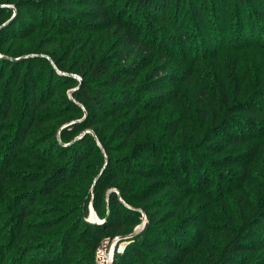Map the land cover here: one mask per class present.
Returning <instances> with one entry per match:
<instances>
[{
    "label": "rangeland",
    "instance_id": "1",
    "mask_svg": "<svg viewBox=\"0 0 264 264\" xmlns=\"http://www.w3.org/2000/svg\"><path fill=\"white\" fill-rule=\"evenodd\" d=\"M15 1L25 3L23 8L18 10ZM29 1L0 2V10H12L0 14V73H4L0 75V264H40L44 256L37 255V246L52 241L59 244V264H88L76 237L87 224L103 225L110 216L102 219L93 204L95 185L106 173L117 176L111 191L120 195L121 189L126 190L132 204L123 202L142 215L134 231L140 226L143 230L150 219L171 235L185 229L180 238L192 251L186 259L189 264L219 259L233 235L245 227L253 233L257 249L248 257L252 264H264L263 226L248 221L264 195V135L227 143L218 154L201 145L219 142L213 126L231 114L228 101L256 98L264 106V0H197L200 10L193 0H149L151 4L142 10L133 6L132 24L149 15L158 30L156 39L150 37L147 47L137 48L128 61L129 54H120L116 45L131 30L127 18L124 26L92 29L81 16H60L51 1L36 4L33 10ZM108 9L115 12L109 5ZM163 41L169 42L162 52L157 47ZM55 57L62 60L63 68ZM101 63L117 74L127 65H139L141 74L128 80L133 83L104 85L105 75L89 73V67ZM14 69L20 71L18 79L13 77ZM78 69H88L87 77ZM151 77L160 80L159 90L144 87ZM26 83L35 88L41 107L22 142L19 134L29 121L24 111ZM83 84L88 90H109L112 101L103 104L106 123L75 137L73 126L81 127L89 117L85 105L74 97ZM128 93L130 102L113 108L115 99ZM9 99L12 106L7 105ZM70 101L79 103L84 115L78 116ZM3 105L10 111L8 120H3ZM253 117L264 122L263 113ZM172 127H178L174 137ZM127 132L134 134L128 138ZM88 135L91 140L79 144ZM142 142L157 147L156 160L136 158V173L127 175L133 168L122 166L121 171L120 164L135 157ZM169 156L187 162L190 176L196 169L206 173L209 184L175 171L172 175ZM229 156L247 160L221 162ZM139 167L156 178L140 174ZM143 201H149L150 214L138 207ZM22 209L24 221L16 226L12 214ZM132 233L105 240L101 260L96 253L97 264H105L107 257L113 264L137 235ZM68 245L71 251H63ZM27 247L33 250L24 258L21 249Z\"/></svg>",
    "mask_w": 264,
    "mask_h": 264
},
{
    "label": "trees",
    "instance_id": "2",
    "mask_svg": "<svg viewBox=\"0 0 264 264\" xmlns=\"http://www.w3.org/2000/svg\"><path fill=\"white\" fill-rule=\"evenodd\" d=\"M48 1H51L54 4L51 6L54 10L58 9L60 12H62L60 16L64 17L65 19H71L75 15L81 16L89 23L88 26L92 29H96V27L100 28V26L107 28H110L113 25L124 26L126 23L124 21L125 18L128 19L127 23L132 24V7L135 6L136 9L142 10L145 4H151V1L149 0H125L121 5H117L119 0ZM107 1H109V3L106 4ZM237 1L241 2L243 0ZM193 2H195L196 9L200 10L198 1L193 0ZM27 3H30L29 8L33 10L35 9L36 4L39 6L46 5V0H30ZM159 3H162V0H159ZM14 4L18 6L19 10V8H23V4L25 3H22L21 1H15ZM108 5L110 6V9L115 10L114 13L109 12ZM6 11H9V13L12 12V10L1 9L0 14L3 15V13ZM143 18V20L132 24V26L129 28L131 30L127 31L126 35L120 37L116 42V45L121 49L118 51L120 54H129L126 57L127 61L131 58L137 48L143 49L147 47L145 45L148 43L150 37H153V40L154 38L156 39L154 32H157L158 27H156L155 18L149 15H147V19L145 17ZM175 30L181 33L180 28H175ZM169 41H163L162 43H159L157 48L162 52L165 51ZM174 43L175 42L173 41V44ZM152 44H156V42L153 41ZM190 50H192V47ZM55 59L58 66L63 68L62 60H59L57 57H55ZM12 66L14 65H11L9 68H12ZM89 69V73L95 74L96 77L105 75L104 79H101L104 82V85H110L112 84V81L114 84H119L122 81L133 83V81L128 80H135L141 74L139 72V65H127L122 69L121 74H117L116 72L114 73L111 69L106 68L105 63L104 65L101 63L99 66L92 65L89 67ZM87 70L88 69H80L79 73L84 77H87ZM19 72L20 71L17 69H14L13 77L18 79L20 77ZM1 74L2 76L4 75L2 72L0 75ZM75 83L76 82L73 81V84ZM143 85L145 88L154 87L155 90H159L161 88L160 80L153 79L152 77L147 78ZM25 89L27 97L24 111L29 116V121H25V126H22V130L19 134V139L22 142H25L26 134L29 133L30 128L34 124L35 112L41 107L40 100H38L36 96L35 88L29 86V84L26 83ZM261 92H263L264 96V90ZM131 96L132 95L129 93L124 95L121 94V97H119V99H115V101L112 103L113 108H116L117 105L119 107L127 105L130 102ZM74 97L77 101L85 105L89 117L88 120L83 125H81V127L79 124L73 126V130L71 132L72 136L76 137L87 128H93L99 123L107 122L106 111L103 109V104L108 100L112 101L109 90H101L100 88L97 90H88L86 85L83 84L81 89L74 95ZM70 103L71 109L76 110L78 116L84 115V111L82 110L81 106H79V103L73 101H70ZM8 104H11V106L13 105L10 99L7 100V105ZM227 106V111H231V114L224 115L221 121L215 122L213 126V132L219 137V142L210 144L207 142L203 143L202 141L201 144L202 146H206V148L217 154L223 152L227 143H245L250 141L254 134H258L259 136L264 135V122L253 117L259 113L264 114V106H261L256 98L240 99L239 97H236L230 100V102L228 101ZM9 112V109H6V105H3V120H8L11 117ZM238 112H243L247 117L237 114ZM135 128L138 129L140 126L135 125ZM177 131L178 127H172L171 134L173 137L177 134ZM127 133L128 138L132 137L134 134V132ZM90 138L91 135H88V137L83 139L79 144L86 145L87 140ZM203 138L205 139L207 136ZM102 141L104 142L103 139ZM104 146L107 147L105 143ZM138 147V153L135 155V157L123 159L120 164L121 171L125 170L122 169V166H124L123 168H127V166L133 168L131 171H128L127 175H133V173H136L134 168V166L137 165L134 163L136 158L146 157V159H152L154 161L156 160L158 149L155 145H152L148 142H142L138 144ZM191 147L193 148V146ZM93 148L98 150L96 145H93ZM194 150H197L196 147ZM144 152L153 154L154 156L151 158L147 157V155H144ZM174 153L175 152H173V154ZM174 158L175 156H169L168 158V164L171 167L172 175L175 171L176 173H180L182 176H185V178L188 180L193 176V178L196 179L199 184H209V178L206 173H202L200 169H196L194 174L190 176L188 170L189 165L187 162L181 163V161ZM245 159L247 160V157L245 156H229L221 162L225 164H241L242 162L244 163ZM110 160L113 159L111 158ZM194 166L197 167L198 165L194 162ZM137 171L142 175H151L149 178L150 180H154L156 178L155 174L152 176V172L145 170L142 167H139ZM106 174L104 177L101 176L95 185L93 204L95 210L102 219L106 218L108 214L110 216L107 222H105L103 225L92 226L87 224L86 227L76 237L77 241L81 245L82 260H86L88 264H97L96 253L102 247L105 240H112L117 236H125L129 233H132L142 221L141 213L138 210L128 208L123 202L124 200L126 203L132 204V201L130 197H128L126 190L121 189L120 195L115 191H111V188L115 185L114 182L117 176H109ZM153 197L154 196H152V198ZM260 202L261 206L258 208L257 213L255 212V215L253 214V216L249 218L248 221L254 222L255 224H261L264 229V195L262 196ZM148 204L149 201H143L139 203L138 207L150 214L152 212V208L148 206ZM22 208H25V206L23 205ZM85 213V216H87V211H85ZM24 218L25 209H22L21 213L19 214L14 212L12 214L11 220L15 221L16 226H20V224H22L24 221ZM193 223L195 224V222ZM245 228L233 235L231 242L228 244V246H226L219 259L212 260L208 264H237L236 262L239 264H252V261L248 257L247 253L256 252L257 249L252 243L253 233L250 231L248 232V230ZM184 230H177L176 232L174 231L173 235L179 236L176 238L165 228L162 229L157 220L150 219L145 228L131 239V242L127 245L125 251L122 254L116 255V261L113 264H129L130 262L132 264H189L186 262V259L192 256V251L186 242H182L180 238L185 234ZM150 234H154V236ZM15 235L17 236L18 234L14 229V236ZM262 236L264 237V231H262ZM56 245L59 246L58 242L52 241L51 243L47 242L37 246V253L39 252L40 255L44 256V261L40 264H59V247L57 248ZM64 246V243L61 244V248ZM261 247L263 249L264 245ZM21 250L23 254L22 256L25 258L28 254H30V252H32L33 249L27 247ZM63 251H71L70 246L68 245L67 249H64ZM39 253L37 255H39Z\"/></svg>",
    "mask_w": 264,
    "mask_h": 264
},
{
    "label": "built area",
    "instance_id": "3",
    "mask_svg": "<svg viewBox=\"0 0 264 264\" xmlns=\"http://www.w3.org/2000/svg\"><path fill=\"white\" fill-rule=\"evenodd\" d=\"M107 241H109V240H107ZM109 242H110V241H109ZM106 244H108V242H107V243H104V244L102 245V247H103L104 245L106 246ZM102 247H101V248H102ZM101 248H100V249H101ZM100 249L98 250V257H99V259L101 260V258H100V254L102 253V250H100ZM110 262H111V260H108V259L105 260V261L103 260V263H105V264H109Z\"/></svg>",
    "mask_w": 264,
    "mask_h": 264
},
{
    "label": "water",
    "instance_id": "4",
    "mask_svg": "<svg viewBox=\"0 0 264 264\" xmlns=\"http://www.w3.org/2000/svg\"><path fill=\"white\" fill-rule=\"evenodd\" d=\"M142 230V226L138 227L132 234L131 236H135L136 234H138L140 231ZM109 264H112L111 262Z\"/></svg>",
    "mask_w": 264,
    "mask_h": 264
},
{
    "label": "bare ground",
    "instance_id": "5",
    "mask_svg": "<svg viewBox=\"0 0 264 264\" xmlns=\"http://www.w3.org/2000/svg\"><path fill=\"white\" fill-rule=\"evenodd\" d=\"M108 260H111L110 258L107 257Z\"/></svg>",
    "mask_w": 264,
    "mask_h": 264
}]
</instances>
